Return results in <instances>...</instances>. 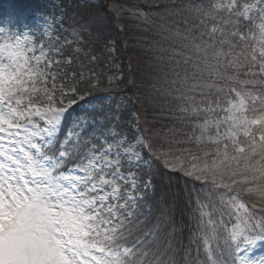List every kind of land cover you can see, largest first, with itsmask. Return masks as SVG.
Masks as SVG:
<instances>
[{"label": "snow or ice", "instance_id": "snow-or-ice-1", "mask_svg": "<svg viewBox=\"0 0 264 264\" xmlns=\"http://www.w3.org/2000/svg\"><path fill=\"white\" fill-rule=\"evenodd\" d=\"M104 4L66 29L0 0V264H264V0ZM153 12L166 130L139 97L92 96L124 79L97 69L125 20ZM180 178L187 223L148 227L158 184Z\"/></svg>", "mask_w": 264, "mask_h": 264}, {"label": "trees", "instance_id": "trees-1", "mask_svg": "<svg viewBox=\"0 0 264 264\" xmlns=\"http://www.w3.org/2000/svg\"><path fill=\"white\" fill-rule=\"evenodd\" d=\"M8 2L10 0H4V3ZM11 2L39 9L49 15L59 16L62 14L65 18L64 28L66 29L72 25L73 20H80L81 17L87 20L89 13L93 11L90 6L106 7L104 0H98L96 3L83 0H11ZM122 2L127 5L139 2L141 8L147 9L149 3L155 5L157 0H147V2H144V0H122ZM158 16L159 13L153 12L149 22L146 23L125 20L128 31L115 37L119 41V48L114 58L111 59L113 64L119 68V75H122L124 79L119 81L116 86H110L105 78L103 86L107 91H93L92 96L113 97L111 101L113 108L119 100L121 102L122 97L133 99L139 97V102L135 106L140 110L142 120H146L149 125L156 129L166 130V126L172 123L168 119L169 111L166 101L155 94L149 97V89L147 88L153 73V69L150 67L151 49L157 44L167 43L158 34L157 26L161 23ZM138 23L139 26H137ZM106 34L110 35L111 33ZM94 38L95 33H92L91 37L86 34L89 46L93 48L96 47L93 42ZM125 40L128 41L127 48L124 46ZM107 65L108 63L102 62L97 70L109 75ZM73 67H75V64ZM131 81H134V83H131ZM68 83H71V81ZM83 86L81 85V87ZM162 105H164L163 110ZM175 175L179 176V174ZM184 179L180 178L171 182L165 180L163 183L158 184L155 196L150 198L152 214L148 217V227L161 219L162 213L170 222L174 221L177 228L180 227L181 221L187 223L186 205L182 192ZM170 228L171 223L164 231L167 232ZM176 235L179 236L180 233L177 232Z\"/></svg>", "mask_w": 264, "mask_h": 264}, {"label": "rangeland", "instance_id": "rangeland-1", "mask_svg": "<svg viewBox=\"0 0 264 264\" xmlns=\"http://www.w3.org/2000/svg\"><path fill=\"white\" fill-rule=\"evenodd\" d=\"M83 1H89L92 3H96L98 0H83ZM107 67H108L107 69H108L109 75H119V68L115 66L112 61L108 63ZM118 83L119 81L117 82V84ZM119 103H120V100L117 102V104Z\"/></svg>", "mask_w": 264, "mask_h": 264}]
</instances>
